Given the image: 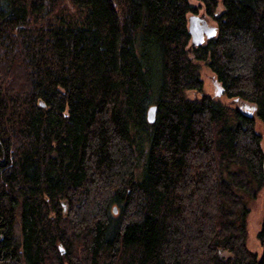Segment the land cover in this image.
<instances>
[{"label":"trees","instance_id":"1","mask_svg":"<svg viewBox=\"0 0 264 264\" xmlns=\"http://www.w3.org/2000/svg\"><path fill=\"white\" fill-rule=\"evenodd\" d=\"M199 1L0 0V264H264V0Z\"/></svg>","mask_w":264,"mask_h":264},{"label":"rangeland","instance_id":"2","mask_svg":"<svg viewBox=\"0 0 264 264\" xmlns=\"http://www.w3.org/2000/svg\"><path fill=\"white\" fill-rule=\"evenodd\" d=\"M190 1L194 5L198 6L196 13H198L199 15L203 14V17L205 18V20H207L208 24H212V25L216 24L215 20L210 18L205 12L202 2H200L199 0H190ZM221 10H222V5L219 4L217 7V11L219 12ZM191 13L193 12H189L187 16ZM189 44H190V41H189ZM200 75H201V78L203 79L204 90L206 93L215 94L220 91L219 84L217 83L213 73L204 64L200 65ZM186 94L188 97H193L195 95V93L192 90L187 91ZM256 129L262 135L263 146H264V127L259 122H257ZM263 207H264V196L261 192L259 193L258 197L251 203L250 212L247 217V228H248L247 245L251 250L256 251L258 253L261 252V248L256 238V233L260 226V220L262 217Z\"/></svg>","mask_w":264,"mask_h":264},{"label":"water","instance_id":"3","mask_svg":"<svg viewBox=\"0 0 264 264\" xmlns=\"http://www.w3.org/2000/svg\"><path fill=\"white\" fill-rule=\"evenodd\" d=\"M187 28L190 33V44L191 46H197L205 43V39L211 38L216 34V26L208 24L207 20L203 17V14L191 13L187 16ZM220 88V87H219ZM220 91L217 93L219 94ZM155 115V105H150L147 109V119L148 121H153ZM251 115V112H249ZM113 211L116 212L117 208L114 206Z\"/></svg>","mask_w":264,"mask_h":264},{"label":"flooded vegetation","instance_id":"4","mask_svg":"<svg viewBox=\"0 0 264 264\" xmlns=\"http://www.w3.org/2000/svg\"><path fill=\"white\" fill-rule=\"evenodd\" d=\"M198 14V13H197Z\"/></svg>","mask_w":264,"mask_h":264}]
</instances>
